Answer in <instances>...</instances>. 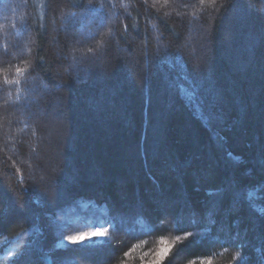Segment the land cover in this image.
<instances>
[{
    "label": "trees",
    "instance_id": "obj_1",
    "mask_svg": "<svg viewBox=\"0 0 264 264\" xmlns=\"http://www.w3.org/2000/svg\"><path fill=\"white\" fill-rule=\"evenodd\" d=\"M234 41L245 59L238 72L221 53L223 45L237 51ZM56 104L83 166L91 156L101 170L116 163L122 176L127 164L136 167L128 195L150 186L173 198L185 181L190 223L123 215L111 205L119 196L113 181L106 193L63 197L51 215L67 223V233L106 227L122 238L106 264H172L180 255L181 264H264V214L243 198L264 180V0H0V169L11 174L7 196L16 191L30 212L9 213L0 190V264H19L5 256L20 242H37L36 225L53 229L17 158L38 150L41 124ZM232 177L242 184L237 207L227 212L226 196L203 222L212 193ZM161 238L179 239L163 259ZM37 249L33 264H56Z\"/></svg>",
    "mask_w": 264,
    "mask_h": 264
},
{
    "label": "rangeland",
    "instance_id": "obj_2",
    "mask_svg": "<svg viewBox=\"0 0 264 264\" xmlns=\"http://www.w3.org/2000/svg\"><path fill=\"white\" fill-rule=\"evenodd\" d=\"M235 37L237 38L238 36H234L233 38L235 39ZM240 46L241 45L236 44L234 41L232 48L237 51L230 50L229 53L225 49V45H223L221 53L231 72H238L242 67L241 60L244 54H242L243 46ZM229 61L230 63H228ZM242 61L245 62V59ZM57 104L51 107V109L49 108L44 117V122L41 124L40 128H42V132L37 143L39 151H33L29 148L24 158H17V162L25 167V178L29 183V188L37 193L46 208L45 210L50 212V214L45 216V224H47L48 227L52 224L53 229L52 231L45 230L43 224L36 225L33 232H35L34 238L37 242H20V250L14 254L15 247H13L11 253H7L5 258H15L18 256L19 264H33L35 262L34 255L36 252L38 253L37 248H40L45 250H43V252L52 254L56 264H106L104 262L106 258L113 257L115 247L121 243L122 238L120 236L111 233L106 227L82 228L80 225H76L77 227L74 226V232H70L71 229H69V233H67L65 231L67 223L64 222L63 219L51 215V211L57 209L63 197L68 193L71 195V191L87 192L94 190L97 193H106V191H110L111 187H108L110 181H113L115 188H117L116 193L119 195L116 201L111 200V205L120 209L122 208L123 215L128 216L129 213L145 212L144 214H148L150 217L160 216V218H162L163 221H167V223H178L181 218L183 223H190V216L194 215V212L186 207L187 201L183 199L181 194V190H183L182 183H185V181H180L182 182L179 183L180 188L179 190L177 189V194L173 198L164 197L161 193L155 192L153 187L150 186L142 188L140 191L142 193H139V196H137L135 192L128 195L124 191L126 179L128 180L127 182H135L139 179L137 169L134 165L129 166V164H127L124 166V168L126 167L123 169V172H125V174H123L124 176L117 174L114 170L117 168L115 167L117 165L116 163L109 166L110 168L108 170H101L95 167L92 162L94 159L91 156L89 157L90 163L86 162L83 166L80 161L82 158L80 155L82 154H77L78 152L73 154L70 151L71 131L64 127V123H66L65 115L63 111H61V106ZM37 118L40 119L43 117L38 116ZM5 123V125H7L5 128L8 129V122L5 121ZM2 162H6V159L2 161V157H0V164H3ZM110 162L113 163L116 161L113 159ZM222 165H224L225 168V162H222ZM119 167V170H122V167ZM257 171L262 173V168H259ZM9 175H11L9 171L6 172L5 169H0V190L3 191L1 197H4L5 202H7L10 207L9 213L13 212L11 210L13 209L15 213L19 214L22 212L24 218H28V209L25 206H21L24 204L23 201H25V199L23 201L18 200V194L13 189L10 190L11 192L13 191V199L7 196L8 194L5 192V190H9V181L6 179L10 177ZM245 176L246 174L243 175V177ZM4 177L6 178L4 179ZM135 178L137 179L135 180ZM234 178L235 177H232L231 179L229 178L221 182L222 185L218 191L214 193L210 192L215 195H213L214 197L208 200V204L205 205L206 210L203 218H201L203 222H209L210 214L215 212L226 196L231 199V204L230 207L227 208V212L237 207L238 203L235 201V198L238 196L237 190L242 188V184L237 183ZM248 180L257 182V180L251 179V176H249ZM243 186L244 188L246 187L244 184ZM235 187H237L236 190ZM249 192L250 191H247L243 198L249 203L248 207L250 206L252 213L264 214V211H262L264 210V204L261 203V206H259L256 203V201L258 202V200L264 197V180L254 186V189L251 191L253 192V197L251 199H249L247 195ZM120 195H125L124 198H126V202L121 200L123 196L120 197ZM34 201L36 200L34 199ZM60 210L59 208L58 212ZM114 210H116V208H114ZM60 212L62 213V211ZM195 218H197V222L200 221L198 216L195 215ZM248 221L250 222L251 232L255 229L257 221L253 215H250ZM97 229L101 231L107 229V232L104 236L85 237L83 240L77 242H72L67 239L68 236H79L82 233L92 232ZM43 235L44 238L42 237ZM166 241L171 243L173 247L174 243L179 241V239L168 238ZM38 243H41L43 248L38 246ZM159 246L161 249L167 247V245L162 244L161 241ZM172 247L170 249H172ZM182 257V255L175 257L174 263L181 264ZM204 262L205 264H215L209 259L204 260ZM225 262L232 264L230 258L226 259ZM47 264H51L48 259Z\"/></svg>",
    "mask_w": 264,
    "mask_h": 264
},
{
    "label": "snow or ice",
    "instance_id": "obj_3",
    "mask_svg": "<svg viewBox=\"0 0 264 264\" xmlns=\"http://www.w3.org/2000/svg\"><path fill=\"white\" fill-rule=\"evenodd\" d=\"M247 195H248V198L251 199L253 197V192H249ZM262 211H264V210H262ZM106 232H107V229H105L104 231L97 229V230L92 231V232L82 233L79 236H68L67 239L69 241H72V242H77L79 240H83L85 237L104 236ZM161 243L167 245V247L162 248L161 252L159 253L161 256V259H163V257L165 255H167V252L172 247V244L169 243L168 241L164 240L163 238H161Z\"/></svg>",
    "mask_w": 264,
    "mask_h": 264
}]
</instances>
